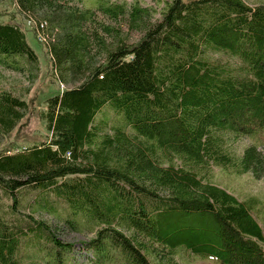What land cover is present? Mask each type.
Returning a JSON list of instances; mask_svg holds the SVG:
<instances>
[{
	"label": "trees",
	"instance_id": "trees-1",
	"mask_svg": "<svg viewBox=\"0 0 264 264\" xmlns=\"http://www.w3.org/2000/svg\"><path fill=\"white\" fill-rule=\"evenodd\" d=\"M13 1L66 88L45 102L47 139L0 153L10 210L21 189L60 199L72 224L82 218L99 226L82 243L94 264H176L178 248L217 264H264V233L249 203L204 180L211 166L264 179V154L248 145L234 155L224 139L264 132V5L171 0L152 22L137 4H102L97 12L111 25L73 4L82 0ZM123 21L141 33L136 41L122 36ZM208 53L238 59L244 74L228 73ZM9 57L37 68L12 21L0 23V62ZM107 105L134 135L122 127L98 135L93 121ZM26 109L0 92V138ZM23 222L0 214V264H23L20 251L30 245L36 264H69L71 244L42 220Z\"/></svg>",
	"mask_w": 264,
	"mask_h": 264
},
{
	"label": "rangeland",
	"instance_id": "rangeland-1",
	"mask_svg": "<svg viewBox=\"0 0 264 264\" xmlns=\"http://www.w3.org/2000/svg\"><path fill=\"white\" fill-rule=\"evenodd\" d=\"M249 6L264 5V0H243ZM171 0H82L74 1L79 9H90L105 23L115 25L103 18L97 8L102 4H122L126 7L137 4L147 8L151 13V21L161 18ZM12 21L18 24L25 34L26 42L37 59L36 70H29V66L22 57L3 58L6 63L0 62V92H9L13 96L24 100L27 104L23 118L15 128L5 137L0 138V153L13 152L26 146L39 143L48 137L45 121L41 113L45 110L46 100L59 94L66 88L54 74L44 40L36 33L31 21L19 15L13 0L0 1V23ZM122 36L127 42L136 41L141 33L128 30L127 23H121ZM207 60L224 67L232 75H243V65L236 59L224 54L208 53ZM16 67V69L14 68ZM20 69V70H19ZM31 73V75H30ZM93 127L99 136L112 134L113 130L122 127L129 135L134 132L125 125L122 116L110 106L103 107L95 116ZM229 152L239 155L248 145H255L264 154V132L253 137H240L234 139L231 135L224 136ZM204 180L211 182L235 196L240 201H247L251 206V213L264 233V179L255 180L251 174H236L232 169L211 166ZM19 204L17 210H10L11 200L0 189V214L5 220L23 225L26 216L30 215L36 220H42L55 231L57 238L64 244H71L68 253L69 264H94L91 251L82 244L94 237L98 225L78 218L76 224L70 222L73 217L67 205L53 195L46 196L38 189H21L18 191ZM35 247H22L19 259L23 264H36L34 256ZM151 262L154 260L149 257ZM161 264L165 259L156 258ZM176 264H217L213 258H203L191 254L183 248H178L173 255Z\"/></svg>",
	"mask_w": 264,
	"mask_h": 264
}]
</instances>
